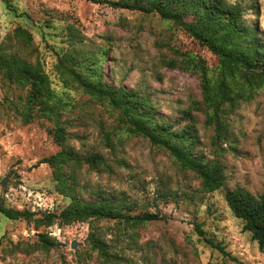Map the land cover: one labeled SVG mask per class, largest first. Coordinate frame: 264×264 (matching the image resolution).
Listing matches in <instances>:
<instances>
[{
    "label": "rangeland",
    "instance_id": "374dc122",
    "mask_svg": "<svg viewBox=\"0 0 264 264\" xmlns=\"http://www.w3.org/2000/svg\"><path fill=\"white\" fill-rule=\"evenodd\" d=\"M230 1L245 5V18L264 37V0ZM19 27L32 35L31 42L15 35ZM174 47L202 55L209 76L216 79L218 57L157 13L97 0H0V48L42 62L54 89L72 103L63 112L68 143L81 153H103L114 167L112 172L84 167L89 186L126 199L135 214L160 215L135 229L110 219L37 227L0 211V264H264V247L243 229L225 197L226 189L236 186L264 195V87L225 114L228 130L221 138L214 125L205 124L199 77L165 66L166 59L176 56ZM73 48L80 53H105V48L107 81L149 94L173 121L192 109L199 136L196 150L223 163L225 185L205 191L200 179L181 168L167 150L124 132L118 111L74 85L66 86L57 67L61 55ZM25 96V89L0 77V202L43 217L60 212L70 198L57 192L50 165L40 163L61 149L48 131L52 122H26L18 111ZM109 131L120 136H113L115 148L103 142V133ZM93 230L118 259L100 258L88 239ZM40 233H48L58 245L39 248Z\"/></svg>",
    "mask_w": 264,
    "mask_h": 264
},
{
    "label": "trees",
    "instance_id": "16d2710c",
    "mask_svg": "<svg viewBox=\"0 0 264 264\" xmlns=\"http://www.w3.org/2000/svg\"><path fill=\"white\" fill-rule=\"evenodd\" d=\"M115 8L137 10L145 14L157 13L172 25L184 30L207 47L219 59L216 79L209 76L206 59L191 50L174 47L175 57L166 59L165 66L196 74L201 83V100L205 124L214 125L217 135L224 138L228 126L225 114L236 108L241 100H250L264 87V37L256 25L246 17V7L240 1L230 0H97ZM15 35L26 43L32 35L17 28ZM75 36L71 33V38ZM106 53V49L103 48ZM105 53H80L73 48L66 50L57 67L66 86L74 85L95 100L107 103L118 111L122 129L130 136L147 138L153 145L169 152L185 170L192 171L201 181L205 191L221 189L226 183L225 166L218 159H207L196 147L199 136L192 109H185L177 121L161 113L149 94L123 84H113L106 79L103 69ZM0 77L26 90L23 103L18 107L22 118L31 122L44 118L52 122L48 129L61 147L56 153L43 158L53 171L58 193L70 198V203L60 212H48L35 217L29 210L7 207L0 202V211L11 219L34 222L37 227L74 222H91L101 219L115 220L130 229L143 226L160 215L152 212L133 213L126 199L90 187L84 179L83 168L97 172H112L113 165L101 152L81 153L68 143L69 133L63 112L72 103L52 86V81L42 62L9 53L0 48ZM199 101H195L198 106ZM117 132H104L103 142L115 148L113 136ZM120 137V136H119ZM118 137V139H119ZM234 149V147H231ZM225 197L233 213L242 220L243 229L251 233L261 248L264 247V195L253 194L242 186L228 188ZM197 228L199 225L197 224ZM201 232V230H200ZM88 239L100 258H119L109 252L107 243L97 231ZM208 241L224 251V248ZM58 245L48 233H40L37 246L49 250Z\"/></svg>",
    "mask_w": 264,
    "mask_h": 264
},
{
    "label": "water",
    "instance_id": "95a60500",
    "mask_svg": "<svg viewBox=\"0 0 264 264\" xmlns=\"http://www.w3.org/2000/svg\"><path fill=\"white\" fill-rule=\"evenodd\" d=\"M6 182H7V179L6 178H4L3 180H2V185H5L6 184ZM73 247H76V243H73V245H72Z\"/></svg>",
    "mask_w": 264,
    "mask_h": 264
}]
</instances>
